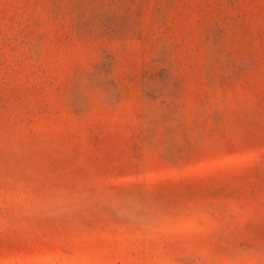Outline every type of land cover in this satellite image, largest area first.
I'll return each mask as SVG.
<instances>
[{
  "label": "rangeland",
  "instance_id": "374dc122",
  "mask_svg": "<svg viewBox=\"0 0 264 264\" xmlns=\"http://www.w3.org/2000/svg\"><path fill=\"white\" fill-rule=\"evenodd\" d=\"M0 264H264V0H0Z\"/></svg>",
  "mask_w": 264,
  "mask_h": 264
}]
</instances>
